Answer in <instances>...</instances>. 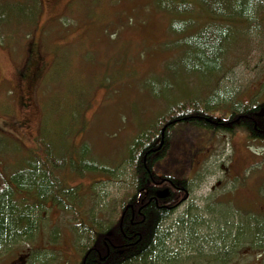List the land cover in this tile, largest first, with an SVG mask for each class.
<instances>
[{"label": "rangeland", "instance_id": "obj_1", "mask_svg": "<svg viewBox=\"0 0 264 264\" xmlns=\"http://www.w3.org/2000/svg\"><path fill=\"white\" fill-rule=\"evenodd\" d=\"M10 1L36 15L30 24H19L15 34L10 26L4 29L0 42V169L42 157L36 155V140L44 131L55 147L49 157L69 161L49 167L55 183L62 179L63 189L74 190L53 192L38 209L27 264H78L81 254L84 259L95 230L114 222L121 201L139 192L131 181V159L142 144L144 157H158L150 189L166 175L173 178L165 177L155 193L168 191L164 187L176 179L187 181L190 191L165 224L167 257L180 253L171 264H264V245L250 236L259 235L254 222L264 223V125L248 118L246 123L258 128L254 135L248 125L235 122L240 103L260 105L258 113L264 114V5L205 0L191 13L176 14L156 0ZM10 1L0 0L7 6ZM174 19L185 25V33L169 30ZM205 25L215 30L205 36L224 35L218 33L217 67L202 69L195 52L181 60L182 38L199 30L198 35ZM28 41L36 44L39 62L35 80L25 89L18 72ZM192 64L200 70H190ZM183 101L213 105L206 115L210 124L182 121L162 131L171 107ZM20 119L25 124L17 128ZM181 190L179 200L186 192ZM56 194L66 205L73 201V211L56 203ZM207 208L212 211L203 214ZM190 214L204 220L196 227ZM235 233L239 237L233 243L229 237ZM19 248L25 246L15 242L0 264L11 261ZM193 248L212 256L199 258ZM105 261L110 264L107 256Z\"/></svg>", "mask_w": 264, "mask_h": 264}, {"label": "trees", "instance_id": "obj_2", "mask_svg": "<svg viewBox=\"0 0 264 264\" xmlns=\"http://www.w3.org/2000/svg\"><path fill=\"white\" fill-rule=\"evenodd\" d=\"M32 1L34 3H39V0ZM256 1L258 2V5H264V0ZM156 2L159 6L167 8L176 14L191 13L193 6H195L196 3L201 5L203 3L204 5L207 4L205 0H156ZM239 2L240 1L238 0V5L240 4ZM245 2L248 6H251L254 3L253 0H245ZM8 4L10 6H7L4 2H0V42L3 41V33H5V31H3L4 29L9 28L10 26V28H13V34H15L16 27L19 24L22 22H24V25L30 24V22H33L36 15L35 12L31 14L30 11L26 10V5L21 4L19 1H10ZM217 12H220V8L217 9ZM169 30L172 33H185L186 27L184 24H181L174 19L169 26ZM203 30L204 31L200 32L198 35L195 34L199 30L193 35L187 34L182 38L184 58L181 60H187V57L184 54L188 55L189 53L190 55L191 52H195L196 65L202 69L207 66L214 68L217 67V65H215L217 62L216 57L217 55H220L222 47L220 46L221 44H217L221 39L219 34L224 35V33H210L205 36L204 34L208 31H215L209 25L203 26ZM25 33L28 34V32ZM27 34H25V36L28 37ZM196 40L197 42L195 46L193 42ZM202 40H205V42L201 43ZM35 53L36 44L33 41L26 42L22 64L18 72L19 79L23 83L25 89H29L27 84L31 85L36 78L35 69L37 68L39 61H35ZM193 65L194 64L189 67L190 70H200L198 66L193 67ZM39 66H41V64H39ZM38 70H40V67ZM211 70L214 71L215 69ZM20 97L21 101L23 98L22 92H20ZM23 104L28 105V102H24ZM211 106L213 107V105L201 106L191 101L177 102L171 107L174 111L168 116L167 127L172 126L176 121H190L198 125L208 126V121L210 119L209 117H206V115L211 114L208 112ZM236 107L237 113L240 115L235 122H240V124L245 126L248 125L251 133L254 135L257 134L258 128L252 123L247 124L246 120H248V118H255L258 121L259 127L264 125V114L258 113L260 105L251 103L242 105L240 103ZM174 113L179 116L172 117ZM163 118L165 117L162 116L160 120ZM24 124L25 120L20 119L17 123V128L23 127ZM220 124L222 123H219L218 125ZM48 139L49 138L46 139L43 131L42 135L36 140V150L38 151H36V155L42 157H25L21 163L14 162L13 169H11V167H8L6 170H4L3 167L0 169V256L6 254L8 247L14 246L15 242L22 246L28 245V239L39 225L37 224V211L44 201L47 200L46 198L48 196L57 190L62 194H69V191L72 190V188L63 189V184H61L62 179H60L57 184L53 179L54 175L49 167L52 165L63 167L64 165L66 166L69 161L67 159L53 160V157H49L53 154L55 147L48 141ZM150 146L151 145H149V148ZM138 148L140 149L139 154L135 152ZM0 150H2L1 145ZM133 152L134 154L132 155L131 161L134 168V174L132 175L131 181L134 187L139 189V192L129 193L127 197L121 201L120 213L114 222H111L100 230H95L91 245H87L83 249V255L87 252L86 259L83 261L81 254V260L78 264H108V262L105 261L106 256L110 264H171L173 259L180 258V253L178 255L175 253L176 258L173 259L167 257L166 253L169 251L165 246V241L168 236L165 234V224L172 216L174 209L179 206L178 194L181 193L180 195H182V187L184 190L187 189V181L179 179L180 182L176 179L175 185L171 184L172 186L169 185L164 187V189L168 191H163L164 193L161 192L160 194L155 193V189H162V186L166 184L165 181H163L165 177L169 178L167 180H171L173 177L164 175L162 181L158 183L156 187L154 185V188L150 189L148 187L150 179L156 178V175L154 178L152 166L154 160L158 157H147L148 154L144 157L146 147H144L143 144L135 148ZM145 185L149 188L147 192H144ZM73 191L74 190H72V192ZM62 194H56L54 201L61 204L62 207L73 211V206L75 204L73 201L69 200L66 205L62 201ZM38 200H40L39 203ZM210 211L212 210L207 208L203 214L206 212L210 213ZM184 214H186V212H184ZM189 218L192 225L196 227L198 223L204 220L196 215L195 218H192L191 214ZM253 224H256L259 227V235L257 236L255 232L253 233L250 231V236L255 241L258 239L259 242L264 245V223L258 225L257 220ZM92 230L94 231V229H91L90 231ZM190 230V226H188V234H190ZM237 232L238 230L236 233ZM236 233L234 234L235 237H229L232 239L233 243L237 236L239 237V235L236 236ZM218 234V238H220L221 235L220 233ZM228 240V236L224 237V242ZM172 242V249L178 247L177 240L176 242ZM97 243L100 245L98 248ZM107 243L112 246L107 248L109 246L106 245ZM101 247H104L103 249H105V251L104 253H101L100 256L99 252H101ZM191 251H194V254L198 255L199 258L200 256L206 257V260L212 256L210 253L209 255H206L208 251L204 250L193 248ZM18 252H20V248L18 249ZM111 254H118L119 259L113 261ZM99 256L104 260L100 262ZM220 256L221 255L219 254L217 257L221 258Z\"/></svg>", "mask_w": 264, "mask_h": 264}, {"label": "flooded vegetation", "instance_id": "obj_3", "mask_svg": "<svg viewBox=\"0 0 264 264\" xmlns=\"http://www.w3.org/2000/svg\"><path fill=\"white\" fill-rule=\"evenodd\" d=\"M185 197H186V192H185V196L181 200L178 201L179 202V205L181 203H183V201L185 200ZM21 248H20V252H18V254L16 256L10 257V259L12 258V260L9 261L6 264H27V261L29 259L28 257H30V252L28 251V247L27 246H25V249L24 250H21ZM10 249H11V247H8V250H10Z\"/></svg>", "mask_w": 264, "mask_h": 264}, {"label": "bare ground", "instance_id": "obj_4", "mask_svg": "<svg viewBox=\"0 0 264 264\" xmlns=\"http://www.w3.org/2000/svg\"><path fill=\"white\" fill-rule=\"evenodd\" d=\"M162 135V134H161Z\"/></svg>", "mask_w": 264, "mask_h": 264}]
</instances>
